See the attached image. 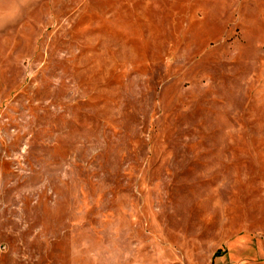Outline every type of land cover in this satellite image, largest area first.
<instances>
[{"label": "rangeland", "instance_id": "1", "mask_svg": "<svg viewBox=\"0 0 264 264\" xmlns=\"http://www.w3.org/2000/svg\"><path fill=\"white\" fill-rule=\"evenodd\" d=\"M0 264H264V0H0Z\"/></svg>", "mask_w": 264, "mask_h": 264}]
</instances>
